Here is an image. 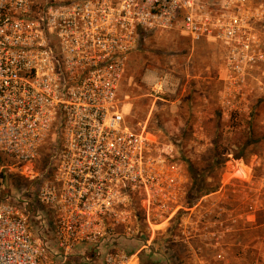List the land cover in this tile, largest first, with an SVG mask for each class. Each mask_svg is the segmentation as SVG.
Returning a JSON list of instances; mask_svg holds the SVG:
<instances>
[{
	"label": "built area",
	"instance_id": "1",
	"mask_svg": "<svg viewBox=\"0 0 264 264\" xmlns=\"http://www.w3.org/2000/svg\"><path fill=\"white\" fill-rule=\"evenodd\" d=\"M248 3L0 0V178L38 181L34 196L0 204V264H139L117 248L116 231L138 228L129 199L166 207L176 180L171 158L126 119L129 59L141 35L177 26L252 63Z\"/></svg>",
	"mask_w": 264,
	"mask_h": 264
},
{
	"label": "rangeland",
	"instance_id": "2",
	"mask_svg": "<svg viewBox=\"0 0 264 264\" xmlns=\"http://www.w3.org/2000/svg\"><path fill=\"white\" fill-rule=\"evenodd\" d=\"M246 8L257 16L247 29H264V0ZM228 55L221 42L193 43L175 26L141 35L129 59L119 91L126 119L171 158L176 180L166 207L162 196L154 205L129 199L138 228L116 231L117 248L136 254L139 264L145 256L172 264H264V79H251L253 62L229 68ZM42 171L38 164L35 172ZM2 181L0 204L38 189V181L15 172Z\"/></svg>",
	"mask_w": 264,
	"mask_h": 264
},
{
	"label": "flooded vegetation",
	"instance_id": "3",
	"mask_svg": "<svg viewBox=\"0 0 264 264\" xmlns=\"http://www.w3.org/2000/svg\"><path fill=\"white\" fill-rule=\"evenodd\" d=\"M247 42L251 45V52L248 54V57H253V64L250 67L251 69L260 71L259 73L256 71L255 76L252 74L251 79H257V77H262L264 79V29H249ZM230 56H232V59ZM239 58H241L240 52L238 54L230 53V55L226 56L228 67L231 69H238L246 63ZM251 79H249L248 82H250ZM261 84L264 85V83Z\"/></svg>",
	"mask_w": 264,
	"mask_h": 264
},
{
	"label": "trees",
	"instance_id": "4",
	"mask_svg": "<svg viewBox=\"0 0 264 264\" xmlns=\"http://www.w3.org/2000/svg\"><path fill=\"white\" fill-rule=\"evenodd\" d=\"M240 158H242V157L241 156L237 157V159H240ZM190 171H191V177H192L193 181L195 182V185H196V183L198 184L199 183L198 173L196 172V170L194 168H191ZM3 179H4V177L0 178V184H1V182H3L2 181ZM199 192H200V194H204L203 196L209 194L208 190L204 191L202 188H200ZM141 264H172V263H169L168 261H165V260L161 261L158 259H154L151 256H145L144 258L143 257L141 258Z\"/></svg>",
	"mask_w": 264,
	"mask_h": 264
}]
</instances>
